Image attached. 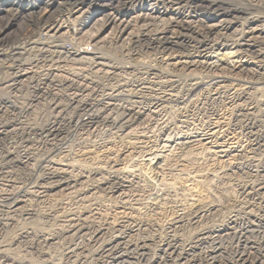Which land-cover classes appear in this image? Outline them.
I'll list each match as a JSON object with an SVG mask.
<instances>
[{"label":"rangeland","instance_id":"rangeland-1","mask_svg":"<svg viewBox=\"0 0 264 264\" xmlns=\"http://www.w3.org/2000/svg\"><path fill=\"white\" fill-rule=\"evenodd\" d=\"M6 1L8 0H0V28H3L2 30L4 31V34L7 33L6 38L4 39V44L8 46L7 48L12 46V48H14L16 47V44L18 46V40L20 39V37H18L19 35H16L15 28L12 27V23L20 20L22 27L23 20L26 15L16 14L15 21L11 22V20H8V16H6V12H4L7 8L5 5ZM35 1L37 0H18V2H21L24 6L32 5ZM261 1H263L262 4L264 6V0ZM220 2L231 8H241L242 10L249 9L245 4L246 2L243 3L244 1L242 0H222ZM104 4L105 2L101 3L102 7L99 9L100 11L107 9ZM93 10L94 6L89 7L88 12L91 13V11ZM249 12L250 14H252L253 18H264V8H256L254 10H249ZM6 21L8 23H6ZM104 35H106L105 32L100 36ZM76 42L77 44L79 43L77 37L72 40V43ZM20 43H23V41ZM80 43H84V41L80 40ZM110 47L105 48L107 52H110V54L106 52V55L108 54L109 57L110 55H112V60H114L118 65H121L122 63L119 62V59L125 57L122 55L123 53L120 52V48L114 46ZM113 47L115 49H113ZM4 48L6 49L5 46ZM86 48L90 49V47ZM116 52H119V54ZM143 53L144 52H132L130 63H125L126 67L129 68H133L132 65L137 63L138 66L136 65V67L139 68L138 71H140L139 78L144 80L149 75V73H154L155 75L154 69L158 65L157 62L159 61H163L161 69L163 68L165 69H162L163 71L170 73L169 66L167 67V65L171 62V60L167 54L157 53L156 55L152 54V56L150 55V52H145L144 54ZM182 58L185 60V57ZM122 60L120 61L122 62ZM124 60H127V58H125ZM249 62L250 68L256 69V67L258 66L257 69H261V64H259L258 60L257 62L256 60H249ZM223 67L225 69H223ZM152 69L154 72L152 71ZM102 70L105 71L104 68ZM130 70L131 69L126 70L124 73L131 72ZM78 73L76 74L84 76V73ZM206 73L207 72H201L199 70L193 69H181L180 71L175 72V74L173 73V75H175V79L171 78V74L168 79H173L174 81L176 80L180 84L181 82L186 80L185 78L189 74H197L196 76L205 77ZM213 73L214 75H212ZM96 75L100 76V72ZM96 75L95 78L97 80L98 76ZM211 75L212 78H214L216 75L218 79L213 80L211 78L208 80L205 79L207 81L203 80L204 83H202V87L195 92L196 94L193 93L188 98L184 97L185 94L179 91L180 88L184 87H174L175 89H173L172 95H176V97L178 96V98L181 99H178L177 101L171 102L169 104H165L167 108H165L166 116L164 120L166 123H169V127L171 129L169 133L167 132V134H164L162 132L160 126H156L157 121H159L161 117L159 115L157 117L154 115L152 99H137L139 100L136 101L138 103L133 104H130L129 102L135 101L136 98L133 100L131 96L128 97L129 99L126 97L113 101H94L92 105L96 104L94 105V107L96 108L93 107V109H95L94 111H97L99 118H105V123L102 124L101 122V124L97 126L98 129H93L92 132H79L75 130L76 127L62 128L61 131L66 130L65 132H69V135L66 138L65 146L62 147V150L60 149L61 151H63V149H65L66 147V153L59 154V150H55L56 152L52 156L55 163H59L61 161L63 165L68 163L66 167L69 168V171L71 170L70 167H72L74 174L88 176L87 174L89 171L100 167L102 169V173L100 175H95V177L93 178L89 177L88 180L84 179V184L78 185L75 189L70 190L71 192H56L53 193L54 195L52 196H46L43 198H38L37 194L33 196L35 193L32 194V196L30 195L31 197L27 196L25 198L28 199V201H26L27 204H19L20 210L17 211L14 215L5 214L3 207L5 206V204H9L12 200L16 199L21 193L26 190L27 187L31 186L33 182L34 184H36L35 179L40 175L38 169L42 168L43 166V164L40 163V161L42 160L41 157L46 152L50 151L53 146L47 145L39 147L38 143L41 140L40 137H37L35 135H31L29 137L28 135L26 136V133L22 132L8 133V137H3V135H1L0 156H2V158L0 157V162L2 164L0 163V201H2V205H0V209H2L3 212L0 211V250L2 251L0 253V264H29L30 262V264H73L77 260L81 261L80 264H105L106 262L111 260L105 259L106 256L101 258L100 256L97 257L94 253L96 245L87 243L89 242L87 240H90L89 238L94 235V232L96 230L101 229L103 230L101 238L103 237L105 240L112 234L111 227L115 225V222L116 224L123 222V219L127 222L130 220L129 222L133 221L143 224V232H138L137 235L135 234L133 238H136L138 240H142L143 238V240L147 239L145 254L146 258L149 260L159 259V240L165 238L167 233L166 228L169 225H173L174 221L176 220H180V223L174 225V233L176 237H178L181 246L186 247L187 245H190L191 250L193 249L189 253V256L187 258L188 261H193L192 264H203L202 262L207 255L206 253L211 250L213 251L218 249L219 257L217 258V264H229L233 261L234 257L243 250L244 245H247L246 249L251 246H253V248L263 249L264 145L259 147L254 145V142L251 141L249 135H247L244 129H241L240 124L243 125L244 118L238 116L239 113L237 110L244 107H251L253 109V115L257 124L254 132H257V136H260V134L261 136H264V84H254V82H256V79L255 77L251 76V74L245 75L237 71L234 72L233 70L225 66H222V69L220 67V69L218 68L216 71L207 73V76ZM122 81L123 80L118 77L116 78V80H110L108 84L104 82V84L106 85L104 86L103 92H111V89H113L115 86H118L119 84H124L126 80H124V82ZM137 81L138 83L136 84L135 88H139L141 91H144L146 89L147 97L150 95L152 96L151 90L153 83L151 84V86H149L148 84H144L145 81ZM187 84L189 83H186V85ZM111 85L113 87H111ZM134 85L135 83L130 87V84L127 83L125 84V86H121V88L130 90L134 87ZM215 86H224L226 87L227 91L225 92V94L220 95L221 97L219 96V99L213 100L212 98L214 97L211 98L210 91L212 92V87ZM99 87L100 85H98L97 88ZM149 87L151 89H149ZM231 89L232 92L234 89L244 90V92L247 93V100L245 102H243L244 100H242L236 103H230V99L228 98V96L229 93H231ZM138 91L130 93L132 94V96H134V94ZM177 91L180 93L178 94ZM26 92L28 93V91ZM27 93H16V99L8 98L7 95H5V92L0 95V130L3 127H9V125L14 128H47V125H40L39 121L40 119L42 120V118H47V113L43 114V111L46 110L42 106V104H47L49 100L46 99L47 101H44L43 99L41 100L39 98L37 100L30 97V93L28 96ZM130 93L128 95H131ZM65 94L59 93V95L68 96V94ZM65 99L67 98L65 97ZM67 101L61 100L58 101V103L60 105H65L68 103V107L76 105V103L73 104L72 100H70V102L69 100ZM186 101H189V103H186ZM142 102L151 103L150 108H148V110L144 112L142 117H140V114H137V116L135 115L136 117L139 116L140 119L131 126L132 130L130 131L131 133H129L130 135L128 137L123 138L128 132L118 133L115 129L111 130L112 128H115L116 126L122 124V122H124L126 119H128L126 113H128L129 108H132L134 112L137 110L136 112L138 113L140 104ZM107 103L111 104V106H108ZM86 104H89V102H86ZM11 105L13 106L11 107ZM142 105V108H145L144 103ZM236 105L240 106L237 107ZM78 106H80V104ZM106 106H108L109 109ZM135 108L136 110H134ZM97 109L100 112H98ZM210 111H212L213 114ZM149 112H151L152 114ZM76 113H78L77 109ZM135 116L132 115V117L134 118ZM106 117L108 119H106ZM116 119H118V121ZM22 120L24 122L20 123V121ZM7 122L10 124H8ZM211 126H215V128L213 129L216 133L215 137L212 140L213 143L200 141V143H198L197 145L193 143L166 144L167 147L163 148L164 151L161 152L162 154L159 153L157 159L155 158L156 162L155 160L150 161V159L152 158V156H150V153L162 150L163 141L167 136H173L171 138L176 139L178 136H181V134H189L190 137H193V140L195 137L198 138L197 140H200L199 135L206 132ZM30 139L35 141V143L33 144L34 147L32 145L34 153L32 155V160L30 161L31 163L29 162L27 166L24 164H18L17 166L10 167L6 170V172L8 173L4 174V168L7 166L6 161H9L5 158L6 154H11L14 158H19V156L22 157L25 149L30 146H28L29 143H27L26 140ZM261 139V141H264L263 138ZM227 140H229L231 143ZM36 141L38 142L36 143ZM121 151L127 152H125L121 156L119 155ZM220 151L226 152L219 153ZM11 158L12 157H9V159ZM71 158L74 160H72ZM64 160H66V162ZM106 161H109L110 163ZM111 162L115 163L111 165ZM70 163L72 166L70 165ZM1 165L4 166H2L3 170ZM110 165L113 167H111ZM77 169L80 170L78 171ZM112 169H114L113 171L115 173L112 171ZM16 171H18V173H16ZM115 175H120L118 177H123L129 182V187L124 190L122 195H110L102 187L96 188L93 191H89V186L91 184L97 183L96 181H98L99 179L105 177L111 178ZM30 178L31 180H29ZM16 192H19L20 194ZM14 196L16 197L14 198ZM5 201H7V203ZM197 208H202V210H205L206 212L203 218L200 219L201 221L199 220L198 222H194L191 220V215L197 210ZM78 218H80V222L83 221L82 223L84 224V226L89 228V232L92 235L89 234L83 237L74 235L73 237L72 233L65 232L67 228L69 229L68 225H70L73 220H76ZM187 218L189 219L187 220ZM5 223L8 224L6 225ZM44 239L49 240L47 242L44 241ZM198 239L200 241H198ZM200 243L202 244L200 245ZM72 249L74 252L72 251ZM68 252H73V255H69ZM115 263L122 264V261L117 260L112 264ZM143 263L144 262H142V264Z\"/></svg>","mask_w":264,"mask_h":264},{"label":"bare ground","instance_id":"bare-ground-1","mask_svg":"<svg viewBox=\"0 0 264 264\" xmlns=\"http://www.w3.org/2000/svg\"><path fill=\"white\" fill-rule=\"evenodd\" d=\"M9 1L10 0L6 1L5 5L7 8L4 11L6 12L5 15L8 16L7 17L8 20H11V22L15 21L16 14L26 15V17L23 20L22 27H21L20 20H17L12 23V27L15 28L16 35H19L18 37H20L19 40L17 39L19 42L18 46L16 44V47L14 48H12L13 46L7 48L8 46L4 44V39L6 38L7 33L4 34V31L2 30L3 28H0V95L5 92V95H7L8 98L16 99L17 98L16 93L24 92V94H26L27 93L26 91H28L27 93L28 96L30 93V97L37 99V100L38 98L41 100L43 99L44 101H47L46 99H48L49 102L52 104H50L49 102L47 103L48 106L45 103L42 104V106L46 110V111H43V114L47 113L46 115L47 118L44 116L45 118L44 119L42 118V120L40 119L39 124L45 125V126L47 125L46 126L47 128L40 127V129H35V128H30V127L29 128H19L18 127L19 128L18 129V128H14L9 125V127H3L0 130V136L3 135V137H8L7 136L8 133L22 132V133H26V136L28 135L29 137L31 135L40 137L41 140L38 143L39 147L40 146L43 147L47 145H51L53 147L50 151L46 152L41 157L42 160L40 161V163L43 164V166L42 168L38 169V171L40 172L38 173L40 175L38 177L36 176L38 178V179L37 178L35 179L36 184H34V182L32 183L33 185L30 183L31 186L27 185L29 187H27L26 190L21 194L19 192H16V193H19L20 195L18 194L19 196L16 199H14L16 197L14 196L13 198L14 200H12L9 204H5L3 208H4L5 214L7 215H12V214L14 215L17 211H19L20 210L19 204L26 203V201H28V199H25L27 196H30V195L32 196V194L35 193L33 196L37 194L38 198H43L46 196H52L54 195L53 193H56V192L59 193L63 191H70V190L75 189L78 185L84 184L83 183L85 182L84 179L88 180L89 177L93 178L95 177V175H100L102 173V169L100 167V168H95L89 171L87 174L88 176L74 174L72 167H70L71 169L70 171H69V168L66 167L68 163L64 165L61 163L62 161L59 163L58 162L55 163L53 160V156H52L56 152L55 150H59L58 151L59 154L66 153L65 151L66 147L65 149H63V151L61 150H62V147L65 146L66 144V138L69 135V132H65L66 130L61 131L62 128H65V127L75 128L76 127L75 130L79 132H84V131L92 132L93 129L95 130L98 129L97 126H99L101 122L102 124L105 123V118H99L97 111H94L95 109H93V107L94 105H96V104L92 105L94 101H98V102L99 101L102 102V100H107V101L112 100L113 101V100H117L120 98H126V97L128 98L131 96L133 100L136 98L135 101L130 100L131 102L129 103L133 104V103H138L136 102V101H139L137 99H141V98H144V100L152 99L154 115L156 117L158 115L161 117V119L157 121L156 126H160L162 129V132L164 134H167V132L169 133L171 129L169 127V123H166L164 120L166 116L165 108H167L165 104L166 103L169 104L171 102L177 101L178 99H181V98H178V96L176 97V95L175 96L172 95V91L173 89H175L174 87L176 86H178V88L180 86L184 87V88H180L179 91L183 92L185 94L184 97L188 98L190 95H192L193 93H195L197 90H199L202 87L201 85L202 83H204L203 80L211 79L212 75H214L213 73L211 76H207V73L216 71L218 68L220 69V67L222 69V66L228 67L234 72L237 71L245 75L251 74V76L255 77L256 79V82H254V84H257V85L264 84V18L262 19L253 18L252 14H250L249 12V10H254L256 8H264L262 4L263 1L261 0H242L244 1L243 3L246 2L245 4L249 8L248 10H242L241 8H231L221 3L220 1L222 0L220 1L218 0H37L34 2V4L25 5V6L21 2H18V0H12L10 2ZM95 2H99V3L105 2L104 6H106L107 9L100 11L99 9L94 8L93 11L95 10L97 11L95 12L91 11V13L88 12L89 7H93ZM6 23L8 22L6 21ZM104 32L106 35L100 36ZM76 37H77V40L79 41L78 44L77 42L72 43V40L75 39ZM80 40H83L84 43H80ZM22 41L24 42L20 43ZM4 46L6 47V49L4 48ZM85 46H90L91 50L88 51L87 49L84 48ZM110 46L119 47L120 52L123 53L122 55L125 58H127V60H124L125 58H120L119 62L122 64L118 65L114 60H112L111 58L112 55H110V57L108 56V54L106 55L107 51L105 50V48L110 47ZM114 47L113 49H115ZM88 52H92V53H88ZM132 52L133 53L134 52H144V53L150 52V55L152 54L156 55L157 53L167 54L171 60V62L167 65V67L169 66L170 73L163 71L165 70L163 68H162L163 70L161 69L162 67L161 65L163 61L162 62L159 61L157 62L158 65L154 69L155 75L154 73H151V74L149 73V75L144 80L139 78L140 71H138L139 68L136 67L137 63L132 65L133 68L126 67L125 65V63L127 62L130 63L131 61L130 57L132 56L131 55ZM116 53L119 54V52H116ZM182 57H185V60ZM120 60H122V62ZM249 60H256V62L258 60L259 64H261L260 66L261 69H257L258 66L256 67V69L250 68ZM103 68L105 69V71L102 70ZM129 69H131L130 70L131 72L127 71L128 73H124L126 70H129ZM181 69H189V70L193 69V70H199L201 72H207V73L205 77L196 76L197 74L196 75L189 74L186 76L185 78L186 80L181 82L180 84L176 80L174 81L173 79L172 80L168 79L170 77V74H171V78H174L175 75H173V73L175 74V72L180 71ZM223 69L225 68L223 67ZM78 72L84 73V76L77 75L76 73ZM99 72H100V76L96 75ZM95 75L98 76L97 80L95 78ZM117 76L120 77L121 80H123L122 82L126 80L125 83L115 86L117 88L114 87L113 89L110 90L111 92L104 93L103 92L104 86L108 84L110 80H116V78H118ZM212 79L214 80L218 78L215 75V77ZM137 80H140V82L145 81L144 84L145 85L148 84L149 86H151V84L153 83L152 90H151L152 96L150 95L151 97L150 96L147 97L146 89L144 91H141L138 88L139 89L138 91V89L135 88L136 84L138 83ZM104 82H106V84H104ZM127 83L130 84V87L134 83L135 85L130 90L121 88V86L123 85L125 86V84ZM186 83H189V84L186 85ZM66 85L73 92L71 94L72 96L71 100L73 104L76 103V105L71 106V107H68V103H67L68 102L67 100H69L70 102V99H65L64 96L59 95L56 92L57 89H62V91H65L63 90V88ZM98 85H100L99 88H97ZM112 85L111 87H113ZM212 88H213L212 92L210 91V93H211V98L214 97L212 98L213 100L219 99L221 97L220 95L225 94V92L227 91L226 87L224 86H220V87L215 86ZM149 89L151 88L149 87ZM238 89L236 90L234 89L233 92L231 89V93H229V96H228V98L230 99V100L228 99L230 103L231 102L236 103L242 100H244L243 102H245L247 100V93L244 92V90H238ZM135 91H138V92L135 93L134 96H132L130 92H135ZM129 93L131 95H128ZM179 93L180 92H178V94ZM37 100H34V101H37ZM61 100L67 101L65 102L67 104L60 105L58 101H61ZM86 102H89V104H86ZM143 103H144L145 108L144 107L142 108ZM186 103H189V101H186ZM77 104L78 105L80 104V106H78ZM150 104L151 103L149 102H146V103L142 102L140 104L138 113L136 112L137 111L136 108L134 109L136 110L135 112L133 111L132 108H129L128 113H126V116L128 117V119H126L124 122H122V124L116 126L115 128L110 127L112 128L111 130L115 129L116 132L118 133L128 132L126 136L124 135L125 137L123 138L128 137L130 135L129 133H131L130 131L132 130L131 126L134 125L140 119L139 116L136 117L137 114L138 115L140 114V117H142L144 112H146V110L150 108ZM12 106L13 105H11V107ZM108 106H111V104H108ZM2 108H3V105H2ZM76 109L78 113H76ZM237 111L239 113L238 116L244 118L243 125L240 124L241 129H244L247 135H249V137L251 138V141L254 142V145L258 147L263 146L264 141H261L262 140L261 138L264 139V136H261V134L260 136L259 135L257 136L256 135L257 132L256 133L254 132L257 127V124H256L255 117L253 115L254 113L253 109L251 107H246V108L244 107ZM98 112L100 111L98 110ZM210 112L212 113V111ZM132 115L134 116L136 115L135 118L132 117ZM186 117H187V114H186ZM263 117H264V114H263ZM106 119L108 118L106 117ZM116 120L118 121V119ZM23 122H24L23 120L20 121V123H23ZM213 128H215V126L209 127V129L206 132L199 135L200 140H197L198 138L195 136L194 137L196 139L194 138L193 140L192 139L193 137H190L189 134H185V135L181 134V136H178L176 139H172L171 137L173 136L171 137L167 136L163 141L162 150H158L154 152L150 151L151 152L150 156H152L150 161H154L155 158L157 159V157L159 156V153L164 151L163 148L167 147L166 144H171V143L172 144L174 143L175 144H183V143L192 144L193 143L197 145L198 143H200V141H207L208 143H213L212 140L216 134ZM26 141L27 143H29L28 146L29 145L30 146L25 149L22 157L19 156V158L17 157L14 158L11 154H6L5 158L8 159L9 161H6L7 163L5 162L7 166L4 168L5 170L4 174L8 173L6 172L8 168L17 166L18 164H24L27 166L29 162L32 160V155L34 153L33 152L34 149L32 148V145L35 143V141L32 139L26 140ZM37 142L38 141H36V143ZM125 152L127 151H121V153L120 154L118 153V154L122 156ZM225 152L220 151L219 153H225ZM0 157L2 158V156ZM9 157H12V158L9 159ZM148 157H149V154H148ZM64 161L66 162V160ZM106 162H109V161H106ZM114 163L115 162L113 163L111 162V165H113ZM2 166L3 165H1V167ZM55 166H58V167H55ZM3 167H2V170H3ZM113 170L114 169H112V171ZM18 171H16V173H18ZM116 175L113 177L109 176L111 178L105 177L99 180L97 179L98 180L96 181L97 183L91 184L89 186L90 187L89 191H93L96 188L102 187L110 195H114V196L122 195L124 190L129 187V182L123 177H118L120 175L118 176ZM29 180H31V178ZM5 202L7 203V201ZM0 203H1L0 205H2V201H0ZM0 211L3 212L2 209H0ZM205 212L206 211L202 210V208H199V209L197 208V210L191 215V220L194 222H198L200 219L203 218ZM79 219L80 218L73 220V222L70 225H68L69 229L65 228L66 229L65 232L72 233L73 237L74 235L83 237V236L91 234L89 232V228L84 226V224L82 223L83 221L80 222ZM188 219L189 218H187V220ZM129 221L127 222V221H124L123 219V222H120L117 224L115 222V225L112 224L113 225L111 227L112 234L108 236L105 240L103 237L101 238L102 231H103L102 229L96 230L94 232V235L91 238H89L90 240H87L89 241L87 243L96 245V249L94 253L97 257L100 256L101 258V257L106 256L105 259L111 260V261L106 262L105 264H110V263L112 264L114 263V261H117V260H121L122 264H142V262H144L145 264H192L193 263L192 260L190 261L187 260L189 253L193 249L191 250L190 245H187L186 247L181 246L178 237H176L174 233V228H175L174 225L180 223V220L179 221L176 220L174 221L173 225H169L166 228L167 233H166L165 238H163L162 240H159L160 245L158 249V253H159L158 260L157 259L149 260L146 258L145 253H146V240L147 239L143 240L144 239L143 238L142 240L141 239L138 240L136 238H133L135 234L137 235L138 232H143L144 230L143 224L139 222H133V221L129 222ZM48 240L44 239V241H47V242ZM198 241L200 240L198 239ZM202 243H200V245ZM246 247L247 245H244L243 250L240 253H238L234 257L233 261L229 264H264V248L259 249V248H253V246H251L246 249ZM1 252L2 251L0 250V253ZM73 252H68V254L73 255ZM206 254H207L206 257L202 262L203 264H217V258L219 257L218 249L213 250V251L211 250L207 252ZM80 263L81 261L77 260L73 264H80Z\"/></svg>","mask_w":264,"mask_h":264},{"label":"built area","instance_id":"built-area-1","mask_svg":"<svg viewBox=\"0 0 264 264\" xmlns=\"http://www.w3.org/2000/svg\"><path fill=\"white\" fill-rule=\"evenodd\" d=\"M102 6H101V3H99V2H95V4H94V8H96V9H100ZM24 42V41H23ZM86 47H90V46H85L84 48L85 49H87L88 51H90L91 50V47H90V49L89 48H86ZM88 53H92V52H88ZM107 53H110V52H107ZM69 66V65H68ZM63 90H65V91H62V89H57V93L59 94V93H66V94H68V96H64V97H66L67 99H72V96H71V94L73 93L71 90H70V88L66 85L64 88H63ZM82 121V120H81Z\"/></svg>","mask_w":264,"mask_h":264}]
</instances>
